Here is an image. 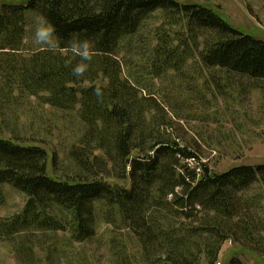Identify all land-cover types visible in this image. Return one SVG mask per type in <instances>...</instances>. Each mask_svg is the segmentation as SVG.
<instances>
[{
	"label": "trees",
	"instance_id": "16d2710c",
	"mask_svg": "<svg viewBox=\"0 0 264 264\" xmlns=\"http://www.w3.org/2000/svg\"><path fill=\"white\" fill-rule=\"evenodd\" d=\"M210 1L0 3V130L17 119L8 112L17 92L76 112L84 130L62 159L43 141L15 131L0 136V187L9 184L27 196L21 213L0 218V236L20 235L26 264L34 263L35 247L46 251L51 264L54 254L67 261V252L48 242L64 233L63 241L77 251V244L98 237L102 224L112 226L111 252L118 264H131L134 254L139 264H218L229 242L264 256L260 223L250 214L255 201L248 196L255 185L264 186V164L223 172L207 165V173L175 102L143 85L130 68L125 75L130 63L120 58L123 43L161 12L150 75L183 74L186 62L198 59L207 69L247 78L264 91V40L235 29L202 3ZM38 15L54 25L62 54L28 47L29 17ZM72 34L95 44L96 55L80 79L65 63L78 62L67 49ZM98 85L102 98L93 94ZM4 202L0 188V206ZM229 264L245 263L235 256Z\"/></svg>",
	"mask_w": 264,
	"mask_h": 264
},
{
	"label": "rangeland",
	"instance_id": "374dc122",
	"mask_svg": "<svg viewBox=\"0 0 264 264\" xmlns=\"http://www.w3.org/2000/svg\"><path fill=\"white\" fill-rule=\"evenodd\" d=\"M17 1L0 0V3ZM202 3L215 9L235 29L264 40V0H211ZM29 19L27 45L35 49L40 46L34 41L35 17L30 16ZM163 23L162 13L157 12L135 37L123 43L120 58L130 63L125 66V75H129L130 68L143 85L175 102L187 140L199 146L203 163L212 170L223 172L235 166L264 164L263 89L254 86L247 78L229 75L219 68L207 69L198 59L187 61L183 74L168 70L161 77L150 75L149 61L156 44L155 34ZM15 97L16 102L9 106L8 112L16 114L17 119L6 123V127L0 130V136L12 137L15 131L24 139L43 141L51 152L59 154L60 159L66 157L84 132L77 113L54 109L33 97L21 98L18 92ZM0 188L5 195V202L0 206V218L21 213L27 196L9 184ZM248 196L254 198L250 214L253 221L260 223V233L264 236V186L255 185ZM111 230L112 226L102 224L95 240L85 246L76 245L79 251H71L63 241L66 234L59 233L47 246L60 247L69 258L66 261L59 254H54L52 260L55 264H84L86 261V264H118L119 256L111 252ZM19 236L12 239L0 236V264H26L28 256L20 252L22 239ZM34 250L33 264H51L45 250L38 247ZM235 256L245 264H264V256L235 242L225 244L219 263L229 264ZM139 260L135 254L130 257L131 264H139Z\"/></svg>",
	"mask_w": 264,
	"mask_h": 264
},
{
	"label": "clouds",
	"instance_id": "9594fccd",
	"mask_svg": "<svg viewBox=\"0 0 264 264\" xmlns=\"http://www.w3.org/2000/svg\"><path fill=\"white\" fill-rule=\"evenodd\" d=\"M34 41L48 51L61 54L65 51L58 43L56 30L53 24L44 16L38 15L34 19ZM67 49L70 53L78 58V62L72 66V60L65 61L66 66H71L72 74L77 78H82L88 71L91 62L96 55L94 42L86 37H81L79 34H72L67 42ZM93 94L97 98L103 97V90L98 85L93 89Z\"/></svg>",
	"mask_w": 264,
	"mask_h": 264
},
{
	"label": "water",
	"instance_id": "95a60500",
	"mask_svg": "<svg viewBox=\"0 0 264 264\" xmlns=\"http://www.w3.org/2000/svg\"><path fill=\"white\" fill-rule=\"evenodd\" d=\"M204 168H205V171H206L207 173H209V171H210L209 167H208L207 165H205Z\"/></svg>",
	"mask_w": 264,
	"mask_h": 264
},
{
	"label": "built area",
	"instance_id": "2783aa9c",
	"mask_svg": "<svg viewBox=\"0 0 264 264\" xmlns=\"http://www.w3.org/2000/svg\"><path fill=\"white\" fill-rule=\"evenodd\" d=\"M229 243H231V242H229ZM218 264H221V263H218Z\"/></svg>",
	"mask_w": 264,
	"mask_h": 264
}]
</instances>
